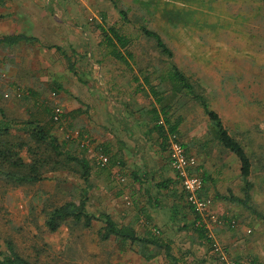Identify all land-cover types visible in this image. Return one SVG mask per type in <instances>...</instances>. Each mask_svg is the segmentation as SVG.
Segmentation results:
<instances>
[{"label":"rangeland","instance_id":"obj_1","mask_svg":"<svg viewBox=\"0 0 264 264\" xmlns=\"http://www.w3.org/2000/svg\"><path fill=\"white\" fill-rule=\"evenodd\" d=\"M116 1L119 7L128 10L132 21L124 23L123 28L139 33L130 47L135 64L132 74L108 55L106 47L99 45L102 13L106 15L108 25H122L120 15L110 0H25L20 9V13L24 14L20 26L21 23L26 28L29 25L31 35L39 40L31 45L0 48V55L8 56L4 61L8 65L0 68V111L4 112L6 119L17 123L30 119L36 111H42V106L35 105L34 97H26L23 91L18 93L15 88L10 89L9 82L16 70L18 81H29L31 88L39 91V104L59 108L67 114L70 107L81 104L80 97L85 86H109L107 78H103L105 75H110L112 80H116L117 76H126L127 79H120L119 83L127 91L134 86L131 80L139 69L143 73L152 72L150 78L156 84L158 73L155 71L166 70L170 64H175L193 84L198 85L210 108L219 114L223 125L251 156L250 180L253 188L248 204L264 216V3L261 0ZM164 8L176 9L181 15L195 18L198 23L195 21L194 24L200 27L188 25L180 32L178 28L170 29L161 16ZM29 11L31 17L27 18L25 15ZM1 12L9 13V16L0 18V27L8 24L12 26L14 4L11 10L3 8ZM14 20L17 23V19ZM140 26L159 32L171 49L172 57L162 54L150 38L144 37ZM54 44L62 46L66 51L70 61L75 64L77 74L69 71V61L64 54L47 47ZM10 67L15 70H8ZM52 80L62 83L69 93L53 94L47 85ZM156 88L164 91L168 85L156 84ZM89 94L92 95L91 90ZM113 94L118 97H138L140 101L148 99L143 94L118 95L114 91ZM44 100L46 103H43ZM173 107L184 117L185 132H200L198 141L206 143L204 147H199L201 158L208 157L210 152L229 154L217 142L215 124L209 121L198 102L179 97ZM85 116L76 115L74 118L60 120L56 123L54 134L60 140L69 139L72 145L75 142V146L79 142L78 149L81 150L84 145L90 144V138L87 135L82 138L79 133V125H85ZM87 116L90 122V112ZM126 119L132 120L131 114ZM19 134L21 132H16L13 140ZM92 149L91 144L87 152L90 156L96 155ZM233 167L231 171L225 170V174L239 171L238 161ZM215 174L221 176L224 172L218 168ZM118 177L122 178L121 175ZM90 178L88 186L79 178L75 180L67 171L61 170L48 172L46 178L35 184L15 186L0 179V252L8 253L7 242L10 241L14 250L33 264H169L163 252L146 260L140 255L139 246L123 244L113 238L101 240L100 221H95L90 228L67 223L54 233L45 228V211L66 199L78 200L84 189H87L88 194V210L94 214L98 212L99 206H116L118 211L119 205L130 203L127 196L119 201L117 196L102 191L106 186L96 188L93 186V177ZM233 191L238 197H243L240 188L234 187ZM229 204L243 225L239 230L241 236L263 253L264 220L236 201ZM213 214L216 216V213ZM251 218L262 221L260 229L255 226L252 230L254 222ZM218 222L207 221L212 234V225ZM243 228H249L252 232H245ZM161 233H167L163 237L174 241L178 229H171L170 234L164 230ZM214 241L217 242L215 238ZM172 244L171 252H175L179 246ZM218 244L220 251L211 250L216 264H225L227 260L252 264L235 259Z\"/></svg>","mask_w":264,"mask_h":264},{"label":"trees","instance_id":"obj_2","mask_svg":"<svg viewBox=\"0 0 264 264\" xmlns=\"http://www.w3.org/2000/svg\"><path fill=\"white\" fill-rule=\"evenodd\" d=\"M118 11L122 20V25L117 26L116 23L108 25L106 23V15H103V21L100 26L101 41L100 46L107 48L108 55L114 60L123 64L130 70V73L134 71V53L130 47L134 41L139 37V33H132L127 31L124 27V23H131V19L128 15V10L123 9L117 5L116 0H110ZM264 3V0H261ZM4 0H0V4H3ZM163 21L169 26L170 29L178 28L184 30L188 25L194 24L195 18L181 15L179 10L172 8H164L161 13ZM197 22V21H196ZM198 23V22H197ZM141 34L150 38L156 48L168 58H171L173 53L167 44L163 41L159 32L149 29L146 26H140ZM38 39L34 36H28L25 34H9L0 36V43L8 45L17 44L21 41L34 43ZM49 48H55L58 52L64 54L68 59V69L77 74V70L74 62L70 61V57L66 51L58 45H50ZM132 78V84H134L136 90L142 85L144 90L153 98L152 107L148 109L150 120L149 123L154 125V130L160 135V139L164 142V148L170 144L168 135L172 134L171 140H179L176 133H178V126L183 121V115L177 114L178 109H174V100L179 97H186L195 100L203 108L204 113L208 117L209 121L214 125L217 133V141L228 153L234 154L240 163V180L242 182L241 191L243 197L233 195L231 192L228 196L230 201H236L247 207L256 217L264 220V216L260 215L248 202L251 198L250 192L252 191L253 184L250 180L252 175V161L251 156L248 154L244 145L238 141L227 130L219 114L210 108L204 93L198 89L197 84H193L189 77L181 71L175 64H170L166 70L155 71L158 73L156 83L157 85L167 84L166 90H159L156 88V84L153 83L150 75L152 72H144L139 69ZM131 73V74H132ZM50 90L53 94H59L63 91L62 85L53 81L49 84ZM66 92V91H65ZM43 103H46L45 100ZM157 104L159 107H157ZM173 111V112H171ZM0 179L6 184L22 185L24 183L35 184L44 178H46L48 172L67 171L73 176V178L80 179L86 185L89 186V178L91 173L97 167H106L121 165V161L110 156L109 149L106 144H101L100 148H96V155H88L89 145L86 144L80 147V143L77 142V146L70 144L69 139L60 140L57 135L54 134L56 123L62 119L74 118L75 112L64 114L59 108H52L48 105L42 107V111H36L31 114V118L19 123L6 119L4 112L0 111ZM175 115V116H174ZM71 116V117H68ZM69 128L72 127L69 123ZM213 127V125H211ZM82 129L79 130L81 133ZM16 132H21L16 140H13ZM13 135V137H12ZM80 137H84L81 133ZM169 137V138H170ZM74 141V140H71ZM169 142V143H168ZM217 143V144H218ZM187 154L189 147L186 143L181 142ZM94 150V149H93ZM25 153V157L23 156ZM106 158V161H103ZM178 176V174L176 173ZM179 178V176H178ZM203 180V186L198 191V195L202 196L204 191V184L206 177H201ZM179 182L181 180L179 178ZM162 187H166L165 183H162ZM182 187V185H181ZM82 189V188H81ZM83 190V189H82ZM201 191V192H200ZM178 196V206L186 207L190 209L194 214V221L191 224H185L181 226L178 231L184 229L186 232L191 231L190 236H197L202 239V244H208L207 249L212 250V244L214 238L210 236L209 230L206 227L204 218L194 210L193 206L187 200V194L185 190L175 189V194ZM204 197V195L202 196ZM208 198V197H207ZM211 199V198H210ZM212 200V199H211ZM88 194L87 189L82 191V195L78 200L66 199L62 203L53 206L50 210L45 211L44 226L45 228L54 233L58 231L64 224L73 223L79 224L84 228H90L95 221L102 222V227L99 231L101 240L106 241L111 238L118 240L123 244H130L131 246H139L140 255L146 260L151 259L155 255L163 252L165 256L171 261V264H176L177 258L172 255V246L170 242H165L160 238L156 230H148L144 235H140L138 231L129 224H118L112 218L110 214L99 213L94 214L88 210ZM219 219V218H218ZM221 220H219L220 222ZM218 222V223H219ZM162 234V233H161ZM8 253L0 252V264H33L28 261L22 255L17 253L11 242H7Z\"/></svg>","mask_w":264,"mask_h":264},{"label":"crops","instance_id":"obj_3","mask_svg":"<svg viewBox=\"0 0 264 264\" xmlns=\"http://www.w3.org/2000/svg\"><path fill=\"white\" fill-rule=\"evenodd\" d=\"M24 3L25 0H4L3 4H0V18L4 19L9 16V13H3L1 9L7 8L11 10L14 4V12L11 13V17L17 19V23L14 19L11 20L12 26L9 24L4 27L1 26L0 36L9 34L33 36L29 25L26 28L21 23L20 26V19L24 17V14L20 13V9ZM25 16L27 18L31 17V12L29 11ZM31 44L33 43L29 41H21L12 45L0 43V48ZM49 49L56 50L55 48ZM6 56L0 55V68L8 65V63H4ZM8 70L14 71L15 68L10 67ZM16 74L17 70L12 73V80L9 82L10 89L15 88L18 93L23 91L24 96L34 97L37 107H44V105L39 104L38 97H40V94L37 93L39 91L33 90L29 81L24 79H19L20 81H18ZM103 78H107V82L110 83L109 86H105V88L97 84H95L96 86H85L82 90V97L79 96L82 100L81 104L70 107L69 112H67L70 114L75 112V116L86 115L85 125H79V130L82 129L81 133L90 138L94 153L97 152L95 150L100 148L101 144H106L110 156H114V160L121 161V165H107L104 168L100 166L95 168L91 173L93 186L96 188H99L100 185L102 187L106 186L102 188V191L109 193L113 197L117 196L118 200L122 199V197H128L130 203L119 205L120 209L118 211L115 208L116 206H109L108 208L99 206L96 215L99 212L110 214L116 223L132 225L140 235H144L148 230H156L158 234L160 233L158 236L162 240L170 242L171 245H173V242L179 246L175 249V252H172L174 258H177L176 264H181L185 260L184 264H216L213 261L212 252L207 249L208 244H202V239L197 238V236H190L191 231L189 233L181 229L178 231V235L174 237V241L163 237L167 233L161 234L162 230L170 234L171 229H180L185 224H191L194 221V214L190 209L177 205L178 196L177 194L174 195L175 189L180 191L182 187L176 172L170 165L169 145L164 148V142L160 139V135L154 130V125L149 123L150 115L147 112L152 107L153 98H151L146 89L144 90L142 85H140L141 87L138 90L134 89L135 86H133L126 91V87L119 83L120 79L126 80V76H117L116 80H112L110 75H105ZM53 81L56 80L48 81L47 85L49 86ZM60 84L62 85V83ZM62 87L64 90L61 92L66 91L65 93H69L63 85ZM90 90L92 95L89 94ZM113 91L118 95L128 93L134 96H141L143 94L148 99L140 101L138 97H118L113 94ZM111 95L113 96L112 98H110ZM89 102L91 104H88ZM157 107H159L158 104ZM89 112L92 117L90 122L87 116ZM130 114L132 120L126 119ZM183 121L177 128V138L179 140L181 138L180 141L186 143L189 147L188 153L196 157L197 164L191 168V173L202 178L206 177L203 195L212 199L210 210L216 213L218 220H221L218 224L212 225L214 233L212 235L222 245L224 250L229 252L235 259L243 262L249 261L252 264H264V251L260 253L255 249L256 245L251 242L247 243L241 236L239 230L243 225L238 220V214L231 210L229 204L233 202L228 198L230 192L237 196L233 188L238 187L241 189L242 182L239 177L240 170L233 172V174H225V170L227 172L228 170L231 171L237 161L239 163V160L234 154L229 153L226 155V153H222L220 155L216 152H210L208 157L204 156L201 158L199 156V147H204L206 143L198 141L199 131L193 130L189 134L187 131L185 132ZM171 135L169 134L167 137L169 141H171ZM218 149L220 148L218 147ZM218 168L224 172V175L217 176L215 174V169L217 170ZM118 175H121L122 178H119ZM162 183H165L166 187H162ZM251 221L254 222L252 230L255 226L258 229L261 228L262 221H257L255 218H251ZM243 229H245V232H252L249 228ZM182 249L185 250L182 251ZM169 264H171L170 260Z\"/></svg>","mask_w":264,"mask_h":264},{"label":"built area","instance_id":"obj_4","mask_svg":"<svg viewBox=\"0 0 264 264\" xmlns=\"http://www.w3.org/2000/svg\"><path fill=\"white\" fill-rule=\"evenodd\" d=\"M103 161H106V158H103ZM169 161L171 167L178 174L181 180V185L187 194L188 202L193 206L194 210L200 213V215L204 218L210 236L213 237L207 221L211 220L215 223L218 222V218L210 210L212 200L198 195V191L203 186V180L200 176L191 173V168L197 164L196 157L192 154H187L181 142L178 140H171L169 144ZM212 248L215 251L221 250V247L215 241L212 244ZM225 264L240 263L227 260Z\"/></svg>","mask_w":264,"mask_h":264}]
</instances>
